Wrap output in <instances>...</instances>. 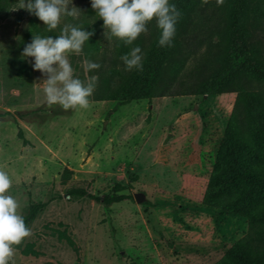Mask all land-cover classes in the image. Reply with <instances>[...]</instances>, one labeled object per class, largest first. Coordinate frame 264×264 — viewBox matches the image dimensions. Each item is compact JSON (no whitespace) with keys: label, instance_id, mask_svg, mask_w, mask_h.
<instances>
[{"label":"rangeland","instance_id":"obj_1","mask_svg":"<svg viewBox=\"0 0 264 264\" xmlns=\"http://www.w3.org/2000/svg\"><path fill=\"white\" fill-rule=\"evenodd\" d=\"M80 4L72 0L69 7L79 9ZM29 16L17 6L0 19V170L10 176L8 194L18 201L24 218L33 204L46 206L29 223L31 235L14 246L9 264L218 262L246 234V219L177 196L182 143L169 154L167 164L159 161L156 151L162 133L178 125L183 134L187 112L196 109L202 125L197 156H191L189 166L207 177L236 94L208 96L197 107L193 95L169 94L128 105L91 101L87 108L68 110L49 105L42 83L46 77L33 70L34 58L21 55ZM79 17L62 16L58 26ZM89 26L101 40L102 70L120 66L113 37L104 36L103 21L94 14ZM68 58L73 69L78 64L85 71L80 54ZM21 60L30 70L20 77ZM19 129L28 144L18 137ZM66 170L71 175L63 182ZM117 185L122 187L119 192L114 191ZM77 188L132 199L106 206L68 194ZM136 193H144L148 204L137 203Z\"/></svg>","mask_w":264,"mask_h":264},{"label":"trees","instance_id":"obj_2","mask_svg":"<svg viewBox=\"0 0 264 264\" xmlns=\"http://www.w3.org/2000/svg\"><path fill=\"white\" fill-rule=\"evenodd\" d=\"M80 1V17L72 24L94 31L80 55L101 65L98 70L87 72L89 77L98 78L90 102L128 105L139 100L151 102L168 94L193 95L197 107L208 96L236 94L207 177L198 176L189 166L191 156H197L202 125L196 109L187 112L183 134L178 125L162 133L156 152L159 161L167 164L169 154L182 143L179 169L184 172L178 170L182 183L177 196L246 219V234L234 241L215 264H264V0H223L222 5L217 0H169L183 13L176 26L173 46H158L160 33L154 19L148 24V32L141 34L131 46L112 38L113 54L120 66L108 71L102 70L103 64L98 61L101 51L98 31L89 26V18L96 12L91 0ZM17 6L19 0H0V19ZM29 15L27 43L35 35L55 37L63 28L58 26L49 32L35 15ZM136 45L144 53L143 71H127L120 57ZM75 66L74 77L86 81L84 69ZM29 70L21 60L18 75H27ZM18 137L28 144L21 129ZM65 172L63 182L71 175V171ZM121 189L117 185L114 191ZM68 194L106 206L132 199L130 195L117 193L98 196L85 188L70 190ZM45 206L38 202L30 207L24 218L27 227ZM67 240L77 251L74 242Z\"/></svg>","mask_w":264,"mask_h":264},{"label":"clouds","instance_id":"obj_3","mask_svg":"<svg viewBox=\"0 0 264 264\" xmlns=\"http://www.w3.org/2000/svg\"><path fill=\"white\" fill-rule=\"evenodd\" d=\"M72 0H19V9H25L35 15L52 32L57 29L62 16L78 17L81 10L71 8ZM218 5L223 0H217ZM91 7L103 21L106 39L116 37L126 45L148 32V24L155 19L159 30L158 46L172 47L176 35V26L183 13L169 0H91ZM94 35L77 25L66 23L59 35L33 36L24 46L22 57L34 58V71L43 74V92L49 105L58 104L68 110L75 107L87 108L89 97L95 91L98 78L90 76L86 81L74 77V69L69 54H81L85 42ZM144 53L139 45L130 48L120 60L125 70L143 71ZM86 72L98 70L101 65L85 60ZM12 180L9 174L0 170V264H9L14 254V246L19 245L31 235V229L25 224L24 217L18 212V201L9 195Z\"/></svg>","mask_w":264,"mask_h":264},{"label":"water","instance_id":"obj_4","mask_svg":"<svg viewBox=\"0 0 264 264\" xmlns=\"http://www.w3.org/2000/svg\"><path fill=\"white\" fill-rule=\"evenodd\" d=\"M134 198L137 203H143L146 200V196L144 193H136L134 194Z\"/></svg>","mask_w":264,"mask_h":264}]
</instances>
